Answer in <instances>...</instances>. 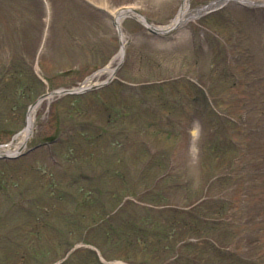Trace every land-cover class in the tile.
Wrapping results in <instances>:
<instances>
[{
    "label": "rangeland",
    "instance_id": "rangeland-1",
    "mask_svg": "<svg viewBox=\"0 0 264 264\" xmlns=\"http://www.w3.org/2000/svg\"><path fill=\"white\" fill-rule=\"evenodd\" d=\"M34 1L36 6L32 0H18L22 11V16H18L17 9L12 7L13 0H0V69L34 68L44 75L42 91H49L53 86H79L90 78L92 83L105 81L110 75L103 73L106 68L119 63L120 67L114 80L104 88L71 97L52 96L36 108L34 129L26 137V145L59 136L53 150L43 146L25 156L0 158V231H5L4 239L8 231L13 236L9 242L13 248L5 246V264L97 263L89 247L71 250L78 242L101 249L107 264H175L177 253L187 252L191 245L200 249L203 242L200 238L194 241L196 244L183 241L193 233L201 236L202 230L193 231V226L181 225L170 231L171 211L166 206L173 202L179 207L198 198L204 193L206 179L218 168V163L210 164L209 156L200 153L202 116L199 105L191 100L198 92L193 82L209 84L210 79L229 69L237 74L234 79H240L235 87L236 108L241 107L242 98L250 99V106L264 121V0H247L246 4L239 0H189L184 24L167 34L150 31L142 20L132 16L122 19V30L118 31L115 13L125 6L135 7L151 22L166 28L173 24L184 0ZM208 3L212 6L204 8ZM41 15L47 17L41 20ZM52 15L55 16L53 28ZM42 32L44 41L37 48ZM123 43L126 44L124 58L115 59ZM65 69L76 71L66 75L62 73ZM32 75L26 79H31L37 91V79ZM161 79L165 82L158 83ZM148 80H155L156 84L147 93L141 87ZM224 83L219 86H225ZM10 86L6 83L4 91H11ZM143 98L151 102L139 108L140 112L137 106ZM109 105L116 107L111 113L115 119L108 114ZM22 106L19 103L13 110L1 104L2 123L24 127ZM106 126H114L115 135L119 128L125 132L116 139L117 151L111 147L109 132L103 130ZM22 128L14 134L1 133L0 142L21 140L22 135H16ZM101 131L99 140L86 138ZM141 137L147 140H140ZM141 141L151 145L148 150ZM255 142H250L252 148ZM258 143L264 152V138ZM252 148L249 158L255 165L256 153ZM151 155H157L154 161ZM227 155L224 153V158ZM171 158L175 167L178 165L175 171L178 180L187 181L170 192L164 181L158 182L157 174ZM82 175L89 177V184L74 183L83 179ZM95 177L103 183L93 184L91 179ZM258 182L253 186L264 187V179ZM79 189L82 196L89 197L85 206L97 195L106 196L109 208L118 205L122 197H130L127 214L112 221L117 226L123 225L124 231L114 233L107 242L102 237L106 231H88L91 229L88 221L94 218L83 212L89 208L75 211L68 198L69 191L79 192ZM257 191L255 187L251 214L259 218L264 216L260 210L264 208V189L263 194ZM159 193L169 198L162 200ZM38 196L34 202L33 198ZM22 203L25 206L34 203L32 213L18 210L15 218H2L9 205ZM161 203L165 206H156ZM137 222L146 230L135 233ZM225 235L226 231H208L207 236H214L224 246ZM138 237L141 242L144 240L143 244L138 243ZM19 238L22 241L17 243ZM250 242L254 250L256 241ZM205 244L207 249H213L212 244ZM178 246L181 251L177 250Z\"/></svg>",
    "mask_w": 264,
    "mask_h": 264
},
{
    "label": "trees",
    "instance_id": "trees-1",
    "mask_svg": "<svg viewBox=\"0 0 264 264\" xmlns=\"http://www.w3.org/2000/svg\"><path fill=\"white\" fill-rule=\"evenodd\" d=\"M12 7L17 9V15L18 16H22L21 6H18V0H13ZM23 7H25V6H23ZM33 10H35V9L33 8ZM30 15L32 17L33 13L30 12ZM24 19H26V18H24ZM24 21H26V20H24ZM206 150H208V149H206ZM218 153H220V151H218ZM228 204H229V202H228ZM212 210H213L212 213L214 215H216L218 217L225 216L229 220L232 218V215L234 214V212L232 211V209H230L229 206L216 205ZM250 222L251 221H249V223ZM254 224H258V226L257 225H253V230L252 231H257V229H258V231H263L264 232V230L262 229V226H264L263 219L261 221L257 220L256 222H254ZM228 225H229V223H226V221L217 222L216 225H213V224L207 225V222H205V224H204L205 229L202 228V227H197V226L195 228H197V230H202V231H205V230L230 231L232 227H229ZM232 226H233V229L237 227V225H232ZM244 229L248 230L247 227H245ZM257 237H258L257 240L259 241V243H260V245L262 247V252H263V254H259V256H260L261 259H264V237L261 236V235H259Z\"/></svg>",
    "mask_w": 264,
    "mask_h": 264
},
{
    "label": "bare ground",
    "instance_id": "bare-ground-1",
    "mask_svg": "<svg viewBox=\"0 0 264 264\" xmlns=\"http://www.w3.org/2000/svg\"><path fill=\"white\" fill-rule=\"evenodd\" d=\"M188 0H185L184 1V4H183V7H182V9H181V12H180V14H179V16H177V18H178V23H177V25L178 24H180L182 21H184L185 20V17L188 15V13H189V9H188ZM120 13L121 14H118L119 16H118V20L119 21H121L122 20V17L124 16V15H126V14H128V13H133L132 11H130V9L129 10H124V11H120ZM139 16V15H138ZM140 17V16H139ZM141 19H143L142 17H140ZM177 18H176V20H177ZM176 24V21L174 22V24L173 25H175ZM123 52H124V50H121L117 55H116V57H115V59H121L122 58V56H123ZM105 72H108V73H113L114 72V68L113 67H110V68H106L105 69V71L103 72V73H105ZM92 79L93 78H90L89 80H88V82L87 83H89V82H91L92 81ZM51 98V96H49L48 97V99H50ZM43 100V99H42ZM42 100H40L35 106H34V108L33 109H31L30 110V113H29V116H28V119H27V126L25 127V129H24V131L20 134V135H22L21 137H22V140L24 141V139L26 138V137H28L29 136V134H31L32 133V131H33V129H34V125H35V111H36V108L44 101H42ZM19 141V142H16L15 143V148H17L19 145H21L22 144V142L23 141Z\"/></svg>",
    "mask_w": 264,
    "mask_h": 264
}]
</instances>
